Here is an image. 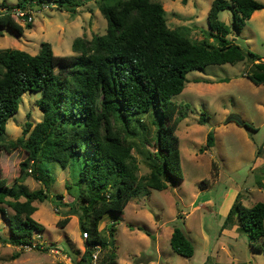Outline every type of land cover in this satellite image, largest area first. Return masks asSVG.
Listing matches in <instances>:
<instances>
[{
  "label": "trees",
  "instance_id": "1",
  "mask_svg": "<svg viewBox=\"0 0 264 264\" xmlns=\"http://www.w3.org/2000/svg\"><path fill=\"white\" fill-rule=\"evenodd\" d=\"M97 1L108 23L106 34L91 40L77 38L72 45L76 57L55 55L48 42L41 43L36 55L0 49V153L22 149L27 154L19 164L20 176L12 184L0 170V219L7 220L8 243L43 250L34 244L33 237L45 228L33 215L38 211L35 203L46 201L51 185L44 163L55 161L63 168L73 166L74 173L80 169L78 184L86 185L88 190L79 194V204H70L72 215H79L82 234H88L77 264H92L97 246L102 248L97 264H116L115 243L102 236L101 220L108 214H122L132 199L144 196L149 189L163 191L183 179L176 130L188 117L184 108L189 106H179L173 98L184 91L189 72L208 66L237 65L248 58L256 71L246 77L257 86L264 85L262 57L252 51L246 54L229 39L232 33L243 31L255 12L264 10L263 3L214 0L208 14L213 44L206 39L196 43L181 29L169 28L164 6L158 1ZM84 2L20 0L17 8L48 5L76 14ZM187 2L183 0L184 4ZM6 7L3 2L0 30L7 28L22 36L25 28L16 20L14 10ZM227 9L233 14L231 27L220 20V13ZM27 24L31 29L32 23ZM58 68H63L64 73H57ZM27 92L41 93L36 103L44 113L43 120L35 126L26 123L22 137L5 141L7 124L19 111L21 98ZM150 114L155 115V122H151L157 125L155 151L147 155L149 174L139 177L134 150L149 143L145 117ZM204 121L201 118L199 123L203 125ZM232 121L250 129L246 122L228 119ZM206 146H215L213 132L208 134ZM30 177L44 187L30 190L25 184ZM70 221L66 217L58 225L65 228ZM235 221L252 246L261 250L264 203L247 208L236 200L223 228ZM106 228L113 237L116 223L111 222ZM1 231L0 226L3 240ZM145 232L155 244L156 238ZM170 245L179 255H195L194 244L180 228L174 229ZM145 262L144 257L134 260L135 264Z\"/></svg>",
  "mask_w": 264,
  "mask_h": 264
},
{
  "label": "rangeland",
  "instance_id": "2",
  "mask_svg": "<svg viewBox=\"0 0 264 264\" xmlns=\"http://www.w3.org/2000/svg\"><path fill=\"white\" fill-rule=\"evenodd\" d=\"M19 1L0 0V10L4 2L6 8L15 11L16 20L25 28L22 36L1 29L0 49H18L36 55L41 43L48 42L55 55L76 57L72 45L77 38L91 40L106 34L108 23L100 11V1L84 2L76 14L56 6H28L31 29L16 15ZM153 1L164 6L169 28L181 29L196 43L206 39L215 44L208 22L214 0H188L187 4L183 0ZM256 1L264 4V0ZM257 14L241 33L234 32L229 39L246 54L252 51L264 58V10ZM220 20L231 27L232 11L221 12ZM255 71L247 58L237 65L208 66L187 74L184 91L173 98L179 106H189L187 110L184 108L188 117L176 130L183 179L163 191L149 189L144 196L132 199L122 214H108L101 220L102 236L115 243L116 264H135L139 257L151 264H264V239L259 250L233 225L226 228H230L231 239L222 231L236 200L247 208L264 203V85L257 86L246 77ZM56 72L62 74L64 70L58 68ZM40 98L41 93L27 92L22 96L19 111L7 124L5 141L22 137L26 123L35 126L43 120L44 113L36 103ZM232 117L246 122L250 129L228 122ZM201 118L205 119L203 125L199 123ZM151 121L155 122L154 114L145 117L149 143L134 150L139 177L149 174L147 155L155 151L157 125ZM210 132L215 135L213 148L206 146ZM26 158L22 149H5L0 153L2 177L9 184L20 176L19 164ZM44 165L51 176V185L46 201L35 203L38 211L33 215L45 228L33 237L34 244L41 245L43 250L8 243L7 220L1 217L0 264H77L85 251L79 215H72L71 209L80 203L79 194L87 188L78 184L80 169H74V173L73 166L63 168L55 161ZM25 184L30 190L44 187L32 177ZM9 213L12 215L13 211L9 209ZM66 217L71 221L62 228L58 223ZM111 222L116 223L113 237L106 228ZM175 228L182 229L194 244L193 258L172 250L170 240ZM146 230L156 238V246Z\"/></svg>",
  "mask_w": 264,
  "mask_h": 264
},
{
  "label": "built area",
  "instance_id": "3",
  "mask_svg": "<svg viewBox=\"0 0 264 264\" xmlns=\"http://www.w3.org/2000/svg\"><path fill=\"white\" fill-rule=\"evenodd\" d=\"M0 12H5V9H1ZM24 13H26V14H24ZM14 15H15V13H14ZM16 15L20 16V18L23 19L24 22H26V21L27 22H31L32 21V18L27 15L26 10H21L20 9L16 13ZM82 235H83V239L85 241L88 238V234L87 233H83ZM101 251H102L101 246H97V247L94 248V252H93V255H92V264H97L99 256L101 254Z\"/></svg>",
  "mask_w": 264,
  "mask_h": 264
},
{
  "label": "crops",
  "instance_id": "4",
  "mask_svg": "<svg viewBox=\"0 0 264 264\" xmlns=\"http://www.w3.org/2000/svg\"><path fill=\"white\" fill-rule=\"evenodd\" d=\"M257 12H258V11H257ZM257 12H255V13L253 14L252 18H255V17L258 16ZM252 18H251V19H252ZM251 19H250V20H251ZM250 20H249V21H250ZM261 60L264 61V58L262 57ZM233 226H234V229H237L236 231H238V227H239V226H238L237 221L234 222ZM229 229H230V228L226 229V228H223V227H222V231L225 230V233H224V232H222V233H224V236H225V237H227V238L229 237V239H231V236H230V235H231V234H230L231 231H229ZM239 231H240V230H239ZM155 242H156V241H155ZM228 244L231 246V242H229ZM155 246H156V243H155ZM224 249H225V244H222V245H221V250H224ZM84 250H85V249H84ZM147 262H148V261H146L144 264H151V263H147Z\"/></svg>",
  "mask_w": 264,
  "mask_h": 264
},
{
  "label": "water",
  "instance_id": "5",
  "mask_svg": "<svg viewBox=\"0 0 264 264\" xmlns=\"http://www.w3.org/2000/svg\"><path fill=\"white\" fill-rule=\"evenodd\" d=\"M90 1H92V0H85V2H90ZM235 120H236V121H240L239 118H235Z\"/></svg>",
  "mask_w": 264,
  "mask_h": 264
}]
</instances>
